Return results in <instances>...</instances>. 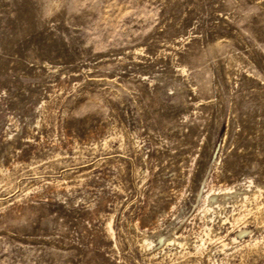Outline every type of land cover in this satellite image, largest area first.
Segmentation results:
<instances>
[{
	"label": "rangeland",
	"instance_id": "374dc122",
	"mask_svg": "<svg viewBox=\"0 0 264 264\" xmlns=\"http://www.w3.org/2000/svg\"><path fill=\"white\" fill-rule=\"evenodd\" d=\"M0 264H264V0H0Z\"/></svg>",
	"mask_w": 264,
	"mask_h": 264
},
{
	"label": "bare ground",
	"instance_id": "6f19581e",
	"mask_svg": "<svg viewBox=\"0 0 264 264\" xmlns=\"http://www.w3.org/2000/svg\"><path fill=\"white\" fill-rule=\"evenodd\" d=\"M257 190L259 191L258 193H260L262 188L257 187ZM225 191H227V190H225ZM257 196H258V194L255 191H250L249 193L246 192L243 194H237L236 191H231V192L227 191V192L220 194V195L209 194L206 196V199H205V211L206 212L212 211L214 213H217L219 210H222L225 207L227 201L231 198H234L235 200H239V203L243 206L247 202L255 199ZM213 233L214 232L212 230H210L207 234V238L208 237L210 238ZM249 233H250V231H248L247 229H244V230L242 229L239 231L238 237L241 238V237H243ZM158 240L160 243L166 242V243H179V244L182 243L181 242L182 240L186 241V239L181 240L179 238H176V236L173 238H164L162 236H158ZM145 241H144V247L149 248L152 245V242H150L149 239H147ZM185 245H187V241L184 244H181V246H185ZM223 246L226 247V245H223ZM196 248L200 249V247H196Z\"/></svg>",
	"mask_w": 264,
	"mask_h": 264
}]
</instances>
